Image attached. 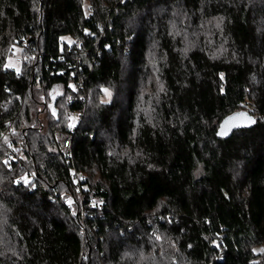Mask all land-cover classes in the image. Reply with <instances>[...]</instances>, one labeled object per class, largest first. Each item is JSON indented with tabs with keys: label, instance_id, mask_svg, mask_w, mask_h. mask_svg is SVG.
Here are the masks:
<instances>
[{
	"label": "trees",
	"instance_id": "obj_1",
	"mask_svg": "<svg viewBox=\"0 0 264 264\" xmlns=\"http://www.w3.org/2000/svg\"><path fill=\"white\" fill-rule=\"evenodd\" d=\"M0 264H264V0H0Z\"/></svg>",
	"mask_w": 264,
	"mask_h": 264
},
{
	"label": "water",
	"instance_id": "obj_2",
	"mask_svg": "<svg viewBox=\"0 0 264 264\" xmlns=\"http://www.w3.org/2000/svg\"><path fill=\"white\" fill-rule=\"evenodd\" d=\"M253 124L254 118L248 111L233 113L222 121L218 131V136L228 137L236 130L251 128ZM222 128L223 134H221Z\"/></svg>",
	"mask_w": 264,
	"mask_h": 264
},
{
	"label": "built area",
	"instance_id": "obj_3",
	"mask_svg": "<svg viewBox=\"0 0 264 264\" xmlns=\"http://www.w3.org/2000/svg\"><path fill=\"white\" fill-rule=\"evenodd\" d=\"M38 81L39 80H37V83H38ZM68 117L72 118V119H74V118L76 119L77 115L75 114V112H70L68 114ZM56 136L60 142V145L62 147V150H63L65 156L70 157L71 153H72L71 135L68 133H57ZM81 175H82V173L78 172L77 176H81Z\"/></svg>",
	"mask_w": 264,
	"mask_h": 264
},
{
	"label": "rangeland",
	"instance_id": "obj_4",
	"mask_svg": "<svg viewBox=\"0 0 264 264\" xmlns=\"http://www.w3.org/2000/svg\"><path fill=\"white\" fill-rule=\"evenodd\" d=\"M15 53L16 55H14V57L10 59L11 65L13 67H20V61H19L20 52L17 50ZM76 121H77V118L76 119L74 118L73 122H76Z\"/></svg>",
	"mask_w": 264,
	"mask_h": 264
},
{
	"label": "snow or ice",
	"instance_id": "obj_5",
	"mask_svg": "<svg viewBox=\"0 0 264 264\" xmlns=\"http://www.w3.org/2000/svg\"><path fill=\"white\" fill-rule=\"evenodd\" d=\"M221 134H223V128H222V132H221Z\"/></svg>",
	"mask_w": 264,
	"mask_h": 264
}]
</instances>
